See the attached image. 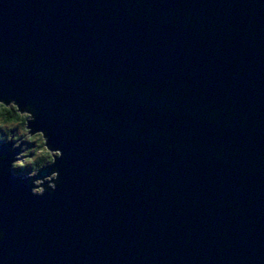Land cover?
<instances>
[{"label": "water", "instance_id": "obj_1", "mask_svg": "<svg viewBox=\"0 0 264 264\" xmlns=\"http://www.w3.org/2000/svg\"><path fill=\"white\" fill-rule=\"evenodd\" d=\"M0 93L64 151L3 264H264V0H0Z\"/></svg>", "mask_w": 264, "mask_h": 264}, {"label": "clouds", "instance_id": "obj_2", "mask_svg": "<svg viewBox=\"0 0 264 264\" xmlns=\"http://www.w3.org/2000/svg\"><path fill=\"white\" fill-rule=\"evenodd\" d=\"M38 116L35 105L0 93V146H8L6 152L0 151V161L10 158L11 170L23 173V182L31 194L44 196L54 193L60 184L61 171L56 165L64 151L52 144L47 128L34 127ZM172 147L168 145L169 149ZM45 169L48 172L42 175ZM6 236L7 232L0 227V241Z\"/></svg>", "mask_w": 264, "mask_h": 264}, {"label": "trees", "instance_id": "obj_3", "mask_svg": "<svg viewBox=\"0 0 264 264\" xmlns=\"http://www.w3.org/2000/svg\"><path fill=\"white\" fill-rule=\"evenodd\" d=\"M16 174L19 176H23V173H21V172H16Z\"/></svg>", "mask_w": 264, "mask_h": 264}]
</instances>
